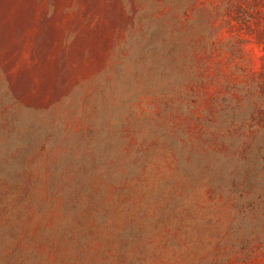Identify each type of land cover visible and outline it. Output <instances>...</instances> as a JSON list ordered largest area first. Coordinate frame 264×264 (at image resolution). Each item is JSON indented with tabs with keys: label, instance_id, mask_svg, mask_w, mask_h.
Instances as JSON below:
<instances>
[{
	"label": "rangeland",
	"instance_id": "374dc122",
	"mask_svg": "<svg viewBox=\"0 0 264 264\" xmlns=\"http://www.w3.org/2000/svg\"><path fill=\"white\" fill-rule=\"evenodd\" d=\"M0 264H264V0H0Z\"/></svg>",
	"mask_w": 264,
	"mask_h": 264
}]
</instances>
